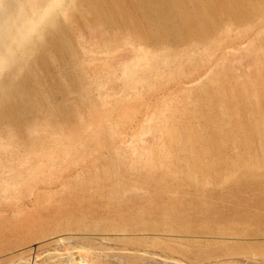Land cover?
<instances>
[{"label":"rangeland","instance_id":"obj_1","mask_svg":"<svg viewBox=\"0 0 264 264\" xmlns=\"http://www.w3.org/2000/svg\"><path fill=\"white\" fill-rule=\"evenodd\" d=\"M259 11L264 14V7ZM247 26L236 27L225 19L210 40L189 46L190 55L204 63L197 67L205 70L190 83L168 84L170 76L177 79L191 72L179 69L187 66L183 57L168 54L154 39L136 44L126 32L120 40L122 48H116L98 42L91 25L83 32L74 30L67 63L55 59L43 72L25 75L18 90H8L10 82L18 81L11 74L18 68L8 64L0 75L4 88L0 91V183L7 184L11 169L17 170V176L15 193H7V200L0 202V264H44L48 255L72 251L81 240L85 241L82 256L101 264H264V90L259 83L243 89L241 84L248 78L237 68L245 70L250 60L264 63V59H253L252 53L245 56L247 41L221 47ZM263 30L264 26L254 29ZM134 50L142 58L130 63ZM96 58L109 64L103 66ZM223 60L229 62V69L221 78L214 76L222 71ZM168 61L179 68L166 72ZM147 73L163 76L152 80L167 90L164 94L145 98L150 90L138 89L140 96L124 90V75L138 80ZM224 77L238 85L224 86ZM199 82L202 90H178ZM135 105L141 106L137 112ZM201 109L207 120L195 117ZM242 110L256 126L250 134L236 129L244 118ZM13 112L18 119L10 125ZM147 119L157 127L145 126ZM217 124L223 128L221 134ZM191 130L196 131L194 140ZM166 135L175 137L165 138L163 146L151 145L157 141L149 136ZM248 156L254 169L247 188L243 181ZM185 161L202 162L212 169L194 181L169 180L168 170ZM141 164L165 169H151L150 177L149 168ZM215 170L228 175L227 185ZM136 186L141 190L135 192ZM85 189L109 190L113 197L104 194L88 206L91 217L82 220L80 206L59 200L69 190ZM108 203L116 214L108 216ZM33 218L43 229L24 227L13 236L7 232L18 227V220ZM110 220L134 233L106 228ZM95 225L106 236L91 230L82 238L61 235L67 228L77 232ZM44 230L50 233L42 237ZM91 236L94 244L86 245ZM75 249L82 250L81 244ZM75 257L77 264L86 262L79 254Z\"/></svg>","mask_w":264,"mask_h":264},{"label":"bare ground","instance_id":"obj_2","mask_svg":"<svg viewBox=\"0 0 264 264\" xmlns=\"http://www.w3.org/2000/svg\"><path fill=\"white\" fill-rule=\"evenodd\" d=\"M262 7H264V0H190L189 4L188 0H0V75L6 71L8 64H14L18 70L11 74H15L18 81L15 83L10 82L8 90H18L25 75L31 72H43L55 59L59 62L67 63V57L71 53L70 48L74 38V30L83 32L91 25L95 33L100 37L98 42L105 41L108 45H113L116 48H122L120 40L126 32L130 33V39L136 44H148L149 41L154 39V44L160 43L162 48L169 51L168 54L183 57L187 62L186 67L179 68L175 61H168L166 72L175 68L191 72L177 79L170 76L168 84L194 82L203 75L205 70L202 66L204 63L202 59L193 58L188 51V47H195L202 42L210 40L223 27L225 19L236 24V27L246 23H248V26L243 34L232 36V40L221 43V47L238 46L242 42L247 41L248 47L245 49L247 51L245 56H249L252 53L254 55L253 59L257 57L264 59V30L262 32L254 31L258 26H264V14L260 11L257 12V8L261 9ZM109 31L116 33L110 35ZM48 48L51 49L47 51ZM120 50L112 53V55L117 54ZM219 51L221 52L222 48ZM141 58L139 53L134 50L130 63ZM143 59L144 61L146 60L145 55H143ZM96 62H100L103 66L109 64L104 63L102 58H96ZM250 62L252 64L245 70L237 66L240 73L248 78L241 86L244 89L250 83H259L262 90H264V63L254 62L253 60H250ZM197 64L202 66L197 67ZM229 66V62L223 60L222 71L214 73V76L219 75L221 78L223 73L229 69ZM54 74L59 80L62 79V75L55 72V70ZM152 75L153 73H147L139 77L138 80L134 78L126 79L125 77L127 76L124 75L121 78L124 90H132L133 96H140L138 89L150 90L145 98L164 94L167 90L152 80V78H163V76L152 77ZM210 78L211 74L206 77L205 81L208 82ZM225 78L222 79L224 86L234 88L238 85L236 81ZM202 88L203 84L199 82L191 86L178 87V90H202ZM1 90H4V88L1 85L0 76ZM140 108V105H135V112L139 111ZM11 115L12 119L7 121L10 125L15 124L18 119L16 112L11 113ZM241 115L244 118L236 123L237 131L244 134H250L255 131L256 126L250 121L246 112L242 110ZM195 117L207 120L209 116L201 109L195 114ZM131 121L132 118L128 122L130 123ZM145 126L156 128L157 123L147 119ZM2 128H4L3 121ZM222 130L223 128L217 124V133L221 134ZM190 134L191 140H194L196 131L191 130ZM141 137L147 136L143 134ZM172 137L175 136H149L152 141H157L151 143L153 146H163L165 138ZM244 145H249V143H244ZM155 156L161 157L162 155L155 153ZM139 158H143V155L139 154ZM194 161H200V159ZM194 161H185L183 164L178 165L176 170H168L169 180L180 181L179 178H188L194 181L198 176H203L212 169L204 167L202 162L194 163ZM244 163L247 171L243 183L248 188L249 177L253 176L254 169L252 157L248 156ZM141 165L144 168H149L148 174L150 177L153 175L151 169H165L164 165H155L153 168L146 164ZM16 172L17 170L14 169L9 170L7 184L0 183V202L7 200L5 199L7 193L10 196L15 193ZM215 172L216 176L222 179V183L224 182L226 185L229 183L227 174L218 173L216 170ZM135 188H137L134 189L135 192L141 190V187L136 186ZM32 189L36 190L37 188ZM60 189L65 188L61 186ZM104 194L108 198L112 199L113 197L109 190L85 189L79 192L69 190V193L65 194L64 198H61L59 202L80 206L78 214L82 220H85L91 217L88 206L96 204ZM13 201H15L14 198ZM9 202L11 204V201ZM106 205H109V203ZM83 206H86V209L81 210ZM106 209L108 216L116 214L111 205ZM259 213L261 212L259 211ZM24 217L26 216L24 215ZM16 225L18 227L11 228L9 229L10 231L7 230L10 236L14 235L12 232L23 231L24 227L43 229V226L34 218L18 220ZM109 226L116 227V230L121 233L127 232L129 235L134 233L119 222L110 220L106 224V228ZM97 227L99 226H87L86 230L77 232L67 228L62 230L63 234L61 235L68 238H82L85 235H89L91 230L92 234L96 232L97 235L100 233L102 236H106V233ZM49 233L44 230L42 237ZM84 242V240H81L75 243L72 251L67 249L65 253L60 255H48L47 260L43 263L77 264L75 261L77 257L75 256L79 254L81 260L83 258L86 259L84 264H101L87 259L84 255L82 256V251L85 249L83 247ZM94 242L95 237L91 236L86 245L92 246ZM79 244H81L82 250L75 249ZM100 248L105 250L103 247ZM74 251L76 254H70Z\"/></svg>","mask_w":264,"mask_h":264}]
</instances>
